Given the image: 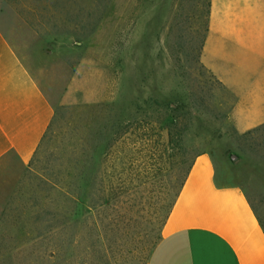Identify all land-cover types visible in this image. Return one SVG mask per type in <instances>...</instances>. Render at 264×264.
Returning <instances> with one entry per match:
<instances>
[{"label":"rangeland","instance_id":"obj_1","mask_svg":"<svg viewBox=\"0 0 264 264\" xmlns=\"http://www.w3.org/2000/svg\"><path fill=\"white\" fill-rule=\"evenodd\" d=\"M0 16L38 37V75L54 105L31 160L0 167V264H38V212L64 204L60 187L112 118L143 128L113 127L122 135L108 151L98 142L109 200L83 215L68 264H147L198 153L242 186L264 227V124L241 136L228 118L232 95L200 62L207 0H0ZM149 99L195 104L184 150L154 158L165 130L154 139Z\"/></svg>","mask_w":264,"mask_h":264},{"label":"crops","instance_id":"obj_2","mask_svg":"<svg viewBox=\"0 0 264 264\" xmlns=\"http://www.w3.org/2000/svg\"><path fill=\"white\" fill-rule=\"evenodd\" d=\"M38 37L0 16V167L25 166L54 115L38 75ZM200 62L232 95L238 133L264 124V0H210ZM147 264H264L248 195L197 155Z\"/></svg>","mask_w":264,"mask_h":264},{"label":"trees","instance_id":"obj_3","mask_svg":"<svg viewBox=\"0 0 264 264\" xmlns=\"http://www.w3.org/2000/svg\"><path fill=\"white\" fill-rule=\"evenodd\" d=\"M209 6L210 0H207V15H209ZM202 43L203 40L201 42L200 49ZM218 83L222 85L219 81ZM145 104L153 111L152 114L156 115V118L152 119V122L154 123L152 125L154 126L150 128L153 129L152 135L156 137L154 139L157 141L160 140L162 138L161 130H165V142L163 144V149L155 150L153 153L154 158L157 157L156 159H160L161 156L165 154L171 156V153L175 150H184L183 139L186 131L192 123V115L196 107L195 104L184 103L181 100L164 103L157 99H149L145 102ZM160 114L161 116L158 117ZM140 122L141 120L136 118L123 125L118 118L109 119L108 123L110 128H108V132L106 131V128V132H101L100 130L95 135V137L91 140L93 145L86 150L85 163L81 166H75L74 170L70 174V181L68 184H66L64 188L60 187L63 191L62 198L64 199V204L60 206L58 205L56 210L53 211L43 209L38 212V216L36 217V221L38 222V232L35 237L32 238L34 240L38 239V264H68V256L70 254L71 247L73 243H75V239L78 235L77 228L85 220V216L83 215L86 212L87 214H90L91 211L97 207L107 205L109 200L98 162L99 143H105L104 149L108 151L122 135V132L113 129V127L116 128L122 124L125 129L134 126V130H140L143 128ZM49 126L50 124L43 134L41 141L46 137ZM155 129L159 131H156ZM257 129L258 127L242 133L241 136L250 134ZM127 132L128 130L123 131V133ZM149 137L148 139H150ZM136 138L138 140H142L145 138V132L136 134ZM199 154L201 153L196 154V156ZM192 163L193 161L188 166L185 174L178 184V189L169 203L165 218L176 200ZM43 178V183L46 184L51 182L47 177Z\"/></svg>","mask_w":264,"mask_h":264},{"label":"water","instance_id":"obj_4","mask_svg":"<svg viewBox=\"0 0 264 264\" xmlns=\"http://www.w3.org/2000/svg\"><path fill=\"white\" fill-rule=\"evenodd\" d=\"M234 157V156H233Z\"/></svg>","mask_w":264,"mask_h":264}]
</instances>
